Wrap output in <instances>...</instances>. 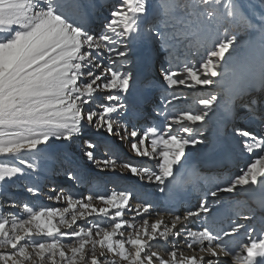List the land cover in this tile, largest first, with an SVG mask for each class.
Here are the masks:
<instances>
[{"label": "snow or ice", "instance_id": "6c2138e0", "mask_svg": "<svg viewBox=\"0 0 264 264\" xmlns=\"http://www.w3.org/2000/svg\"><path fill=\"white\" fill-rule=\"evenodd\" d=\"M94 7L99 0H0V210L22 204L28 214L0 218V264H257L264 220L259 229L251 213L240 222L224 194L264 187V0H119L96 29ZM144 43L155 77L140 68ZM197 88L206 93L198 111L180 107L182 89ZM145 104L161 123H140ZM112 138L155 161L122 167L168 202L170 222L149 224L157 205L142 199L133 208L132 190L73 198L54 188L47 199L68 206L37 211L14 198L15 185L41 194L34 181L46 178L50 160L65 165L69 182L92 183L93 168L116 171L115 157L97 155ZM245 155L252 160L238 174H224ZM197 158V186L184 190L181 177ZM126 211L142 222L124 220ZM94 213L112 223L88 220ZM170 237L202 255L183 256L175 244L165 255L154 250Z\"/></svg>", "mask_w": 264, "mask_h": 264}, {"label": "rangeland", "instance_id": "374dc122", "mask_svg": "<svg viewBox=\"0 0 264 264\" xmlns=\"http://www.w3.org/2000/svg\"><path fill=\"white\" fill-rule=\"evenodd\" d=\"M119 0H99V7H94L92 9V20L91 25L93 29H96L100 27L103 23H105V18L108 15L109 10L112 7H115L118 4ZM0 38H2V35H0ZM150 46V45H149ZM151 47V46H150ZM142 51V50H141ZM148 52V51H147ZM244 52V54L247 52V42H245L244 45L241 47L240 55ZM143 53V52H142ZM152 54V53H151ZM243 54V55H244ZM198 59V57L196 58ZM141 61V60H140ZM152 65L150 67V73L148 74V77H155L156 72V57H153ZM141 63V62H140ZM151 63V61H150ZM141 65V64H140ZM147 68L145 69L146 72ZM155 84H159V80H154ZM186 95V100H181L179 103L180 107L183 108H191L193 111H198V106L196 104V100L205 95L206 93L202 89H182ZM149 92L153 93V95H158V91L156 89H149ZM140 94V93H139ZM134 98V96H133ZM132 98V99H133ZM131 103V99L129 101ZM147 109V110H146ZM151 112V106L150 104H146L145 111H144V118L141 120L140 123L145 125H153V124H159L161 123V120L156 119L155 117L149 115ZM91 135V134H90ZM99 139H103L102 137ZM144 147H149L150 145L146 142ZM98 158H105L107 156H112L117 159V169L116 171H100L99 169H92L90 171V175L94 177L92 183L84 182V183H78V182H69L67 180V176L64 172L65 165H62L60 161L58 160H50L48 167L50 171L46 173V178H41L40 181H34V183L37 184L39 188L42 189L40 195H33L28 194L23 191L20 185H15L13 187V192H16L17 194L14 196L15 199L22 201L23 203L28 204L29 206L33 207L34 211L40 210L42 207H67V203L64 201L63 197L60 201L55 200H48L47 197L49 195H55L53 192V189L55 188L57 192L60 190L64 191L65 195L71 194L73 198H79L81 196L87 195V194H98V195H107L111 191H125L123 188H125V183L127 184H134L132 181L134 180L135 187L137 189H142L140 185L137 183V179L135 176L131 175L128 169H125L122 167L124 163H130V164H141L143 166H146L147 164H154L155 161H150L148 157H137L134 153H132L129 149V146L126 141L122 142L119 141L116 138H112L111 141L105 143H101L100 145V151L97 153ZM238 159L241 160V163L239 167L236 170L231 171L228 175L232 174L233 176L239 173V170L242 165V161L244 160V156H238ZM73 160L77 165H83L86 163L84 159L80 158V153L77 151L75 155L73 156ZM152 162V163H151ZM123 181V182H122ZM121 182V183H120ZM124 183V184H123ZM121 188V189H120ZM138 191V190H137ZM232 194H224V199L226 200L227 197ZM144 200L145 197L136 200V204H139L141 200ZM228 200V199H227ZM226 200V201H227ZM94 205L99 208L104 206L99 201H94ZM246 212V211H245ZM15 214L21 218H27L28 214L24 212L23 205L21 204L18 208H12L9 211L0 210V218L4 216H9ZM139 216H136L134 212H129L127 214V220L130 223L134 224H140L142 221L137 220ZM136 218V219H135ZM149 221V224H152L155 222L154 214L148 215L146 217ZM88 220L100 223V224H106L110 225L112 222L110 220H107L106 218H100L97 216V214H93L92 217H89ZM170 222V221H169ZM80 224H85L86 221L84 218H81L79 221ZM170 226V224H169ZM64 231H70V229H62ZM130 231H125V236L130 234ZM42 234H37L36 239H40ZM116 238H119L118 236ZM178 239V238H177ZM176 239V240H177ZM63 243H68L67 240L62 241ZM170 244V238L169 242ZM168 243H165L163 241L159 242L157 248L154 250H157L160 252L161 255H165V250L168 249ZM170 249V248H169ZM178 251L180 250V247H177ZM183 256H187L188 254L192 255H202V253H199L198 250H191L187 251L186 253L179 252Z\"/></svg>", "mask_w": 264, "mask_h": 264}, {"label": "bare ground", "instance_id": "6f19581e", "mask_svg": "<svg viewBox=\"0 0 264 264\" xmlns=\"http://www.w3.org/2000/svg\"><path fill=\"white\" fill-rule=\"evenodd\" d=\"M149 49V50H148ZM137 50H142L143 52L144 51H148L147 53H152L151 52V47L149 46V44H147V43H144V44H142V45H138L137 46ZM244 54V52L241 54V55H243ZM139 59H140V57H139ZM141 65H140V68H141V70L144 72V74H145V69L147 68V65H145V63H144V61H142L141 60V63H140ZM139 93H137L135 96H134V98H133V101L135 102L136 101V99L139 97ZM152 163V162H151ZM151 166V164H147L146 165V167H150ZM230 175H232V174H230ZM158 208V206L156 207V208H154L153 210H156ZM153 210H152V212H153ZM136 219V218H135ZM141 218L140 217H138L137 218V220H140ZM244 220V219H243ZM190 227H193V226H191L190 225ZM177 228H180V225L178 224L177 225ZM236 240H238V239H236ZM243 240V239H242ZM173 244H175L177 247H180V250L181 251H178V252H184V253H186L187 252V250H191V249H189L188 248V246H187V242L185 241V239H183V238H178L177 240L176 239H173V238H171L170 237V244L168 243V246H167V248L169 249V248H171L172 247V245ZM194 248H196V246H194ZM197 249V248H196ZM189 252V251H188ZM190 256H192L191 254H189V257Z\"/></svg>", "mask_w": 264, "mask_h": 264}]
</instances>
